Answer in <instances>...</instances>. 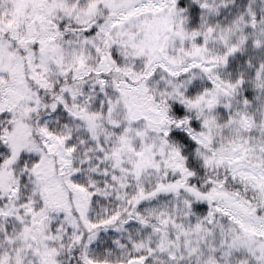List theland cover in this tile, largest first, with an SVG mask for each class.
<instances>
[{"label": "snow or ice", "instance_id": "obj_1", "mask_svg": "<svg viewBox=\"0 0 264 264\" xmlns=\"http://www.w3.org/2000/svg\"><path fill=\"white\" fill-rule=\"evenodd\" d=\"M0 264H264V0H0Z\"/></svg>", "mask_w": 264, "mask_h": 264}]
</instances>
